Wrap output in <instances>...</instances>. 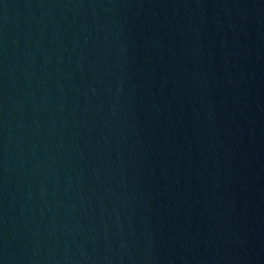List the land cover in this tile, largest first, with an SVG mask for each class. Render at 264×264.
<instances>
[{
    "label": "water",
    "instance_id": "1",
    "mask_svg": "<svg viewBox=\"0 0 264 264\" xmlns=\"http://www.w3.org/2000/svg\"><path fill=\"white\" fill-rule=\"evenodd\" d=\"M0 264H264V0H0Z\"/></svg>",
    "mask_w": 264,
    "mask_h": 264
}]
</instances>
